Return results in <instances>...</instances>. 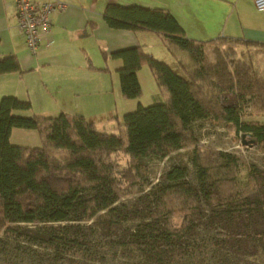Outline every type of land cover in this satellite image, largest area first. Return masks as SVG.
<instances>
[{
  "label": "trees",
  "instance_id": "obj_1",
  "mask_svg": "<svg viewBox=\"0 0 264 264\" xmlns=\"http://www.w3.org/2000/svg\"><path fill=\"white\" fill-rule=\"evenodd\" d=\"M102 18L113 30L158 35L177 71L141 47L104 54L121 61L124 99L141 97L137 72L143 67L163 99L138 104L116 119L113 133L78 114L20 116L14 112L29 111V101L0 99V264H18L26 252L32 264H90L99 256L97 228L133 253L122 264L201 262L209 244L256 264L249 257L264 238L258 230L264 171L251 165L241 184L239 159L202 147L192 127L199 120L223 122L264 149V122L242 121L250 110L264 115V44L189 39L163 9L110 3ZM12 73L21 74L17 58L0 57V76ZM12 129L36 131L40 145L11 144ZM183 149H189L195 183L179 161L147 190L139 187L141 161ZM138 187L144 193L133 206L117 205ZM126 221L132 226L124 227Z\"/></svg>",
  "mask_w": 264,
  "mask_h": 264
},
{
  "label": "crops",
  "instance_id": "obj_2",
  "mask_svg": "<svg viewBox=\"0 0 264 264\" xmlns=\"http://www.w3.org/2000/svg\"><path fill=\"white\" fill-rule=\"evenodd\" d=\"M35 1H57L65 8L52 12L49 35L32 55L26 49L23 34L18 28L13 0H0V57L14 55L21 69V74L0 76V99L14 96L29 101V111L14 112L20 116L78 114L92 122L102 119L97 126L105 124L102 122L106 119V123L114 127L116 119L120 120L134 111L138 104L143 105L140 98L144 94V80L154 82L153 77L143 71L145 67L137 72L141 97L123 101L129 104L127 112L119 114L116 111L117 103L124 100L117 74L121 61L104 59V54L109 56L120 50L141 47L146 53L155 55L152 46L163 42L158 35L149 32L134 34L127 30L110 29L102 18L104 9L110 3L123 7L163 9L192 40L209 41L226 37L264 44V13L258 12L251 0ZM90 65L105 70H93ZM34 75L37 81L32 92V83H28L27 88L24 86L29 81L26 79H33ZM153 84L151 91L158 97L159 91ZM14 130L19 129H12L10 142Z\"/></svg>",
  "mask_w": 264,
  "mask_h": 264
},
{
  "label": "rangeland",
  "instance_id": "obj_3",
  "mask_svg": "<svg viewBox=\"0 0 264 264\" xmlns=\"http://www.w3.org/2000/svg\"><path fill=\"white\" fill-rule=\"evenodd\" d=\"M152 52L155 55L154 58L158 61L164 62L169 65L171 68L177 71L175 66L174 58L169 50L165 47L163 43H159L152 46ZM143 71H147L150 76H152L148 67H145ZM33 79L26 82L24 88L28 87L30 83H32L31 90L35 91L34 84L37 81L36 76H32ZM144 80L143 84V97L140 98L143 106H149L155 103L163 102L160 96H154V92L151 91L152 83H154L153 87H156L155 82H150ZM29 83V84H28ZM23 85V82L21 83ZM28 85V86H27ZM157 89V88H156ZM152 92V93H151ZM35 94V93H33ZM122 97V96H121ZM123 98V97H122ZM124 99V98H123ZM124 100H120L117 103L116 111L119 114H123V112H127L128 102H124ZM136 101H134L135 103ZM132 103V102H130ZM135 110V109H134ZM264 115L260 113H253L251 110L249 112H245L242 121H254L262 123L264 122ZM97 117V116H95ZM102 119H95L93 121L96 125L101 124L99 122ZM105 123L102 126H97L99 131H104L107 133L115 132V126H110V124L106 123V119L102 122ZM193 132L195 138L198 140V143L207 150H215V151H223L230 153L236 156L242 164V173L240 175L241 184L245 183L247 170L251 165H254L264 171V149L258 144H248L250 138H244L247 144H242V137L240 134H236L233 130L229 129L223 122L215 121V120H199L193 123ZM40 137L34 130H14L13 135L11 137V144L13 145H22V146H39L40 145ZM179 161H183L188 166V180L191 183H195L194 172L189 163V149H183L178 152H174L170 154L169 157L165 159H146L139 163L140 169V182L138 183L139 187L147 190L150 186L149 184H155L160 179L161 175L171 166L172 164L179 163ZM123 162V161H122ZM139 187L135 191V193L131 194L129 197H121L117 202V205H125V206H133L135 204V199L141 196L143 192L138 193ZM132 222L126 221L123 223L124 227H131ZM260 232L264 233V225L258 227ZM98 233L95 238V243L93 246L99 248V256L97 260L90 261V264H122L123 261L132 259L133 253L130 252L129 249H122L118 245H116L115 235L110 238L107 234L102 232L101 228H97ZM264 236V235H263ZM209 237V234L203 236V238ZM263 241V242H262ZM262 241L257 243L256 253L249 257V260L256 264H264V238ZM209 250L205 258L200 262L199 259H186L185 262L181 264H242L244 257L232 255V252L228 253L222 248L220 245L216 246L215 244L212 246L209 244ZM19 252V251H18ZM81 257L86 258V254H80ZM21 258V259H20ZM20 258H16V263L18 264H32L30 261V256L26 253L20 254ZM24 259V260H23ZM248 259V258H247ZM190 261V262H189ZM189 262V263H188Z\"/></svg>",
  "mask_w": 264,
  "mask_h": 264
},
{
  "label": "built area",
  "instance_id": "obj_4",
  "mask_svg": "<svg viewBox=\"0 0 264 264\" xmlns=\"http://www.w3.org/2000/svg\"><path fill=\"white\" fill-rule=\"evenodd\" d=\"M254 8L264 13V0H251ZM17 25L23 34L26 49L33 55L50 32V15L62 11L61 2H36L35 0H13Z\"/></svg>",
  "mask_w": 264,
  "mask_h": 264
},
{
  "label": "water",
  "instance_id": "obj_5",
  "mask_svg": "<svg viewBox=\"0 0 264 264\" xmlns=\"http://www.w3.org/2000/svg\"><path fill=\"white\" fill-rule=\"evenodd\" d=\"M245 136H242V144H247L248 142L244 141ZM256 143V141L254 139H250L248 144L254 145Z\"/></svg>",
  "mask_w": 264,
  "mask_h": 264
}]
</instances>
